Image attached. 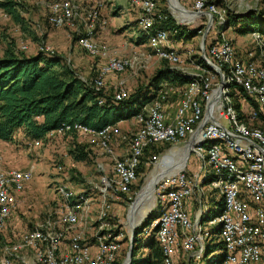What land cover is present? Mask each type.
<instances>
[{
    "label": "built area",
    "instance_id": "1",
    "mask_svg": "<svg viewBox=\"0 0 264 264\" xmlns=\"http://www.w3.org/2000/svg\"><path fill=\"white\" fill-rule=\"evenodd\" d=\"M15 1L21 4L26 0ZM44 2L49 25L62 27L76 23L77 44L89 55L104 58L92 79L95 90L102 88L109 72L119 73L137 63L146 67L148 55L137 53L139 57L132 55L120 59L96 41L95 35L106 25L101 12L102 0ZM188 2L190 7L182 5L193 11H202V14L189 13L192 15L190 19L181 20L179 13L161 12L154 0H130L131 4L138 6L136 23L138 32L147 42V51L159 60L167 61L168 69L187 79L180 89L179 102L172 115L165 119L162 105L172 93L173 86L161 80L153 97L135 114V129L127 135L119 132L115 125L94 131L79 123H63L49 130L45 135L48 138L68 131L83 134L88 144L110 153V164L95 163L100 184L87 190L74 191L63 182L57 184L53 209L16 235V241L0 247V264H119L123 235L120 227L110 222L107 200H130L139 156L148 144L168 142L174 146L181 141L186 143L188 139H191L188 156L192 153L201 161V175L199 172L187 173L186 159L174 175L162 177L153 189L157 216L143 232L155 229L163 264H176L174 255L178 249L186 255V264L192 257H198L203 248V210L199 209L193 218H189L183 201L195 192H202L200 186L205 182L222 198L220 214L206 221L219 224L216 235L223 247V264H264V36L251 32L255 40L253 49L244 52L242 58H235L231 39L223 35L226 14L232 12L226 1ZM207 13H210L211 21L204 55L221 73L222 88L218 93L217 72L200 57L205 66L198 63L191 47L179 48L169 42L167 31L157 25L169 15L175 24L188 26L198 20V24L204 27ZM211 29L214 30L212 37L209 36ZM19 48L22 51L28 49L25 44ZM36 50L52 52L41 42L36 45ZM197 54L199 56V50ZM127 92L122 81H118L111 98L120 100L127 96ZM102 101L100 98L97 103ZM207 108L212 119L197 129ZM220 119H224L227 125ZM112 136L124 140L125 153L114 155L109 149L107 145ZM40 143V139L32 140L33 146ZM171 150L152 156L149 160L151 166L159 168L158 162ZM31 177L30 168H0V231L4 230L11 213L22 201L18 193ZM89 190L97 192L101 199L95 216L89 214ZM208 235L206 233V237Z\"/></svg>",
    "mask_w": 264,
    "mask_h": 264
},
{
    "label": "rangeland",
    "instance_id": "2",
    "mask_svg": "<svg viewBox=\"0 0 264 264\" xmlns=\"http://www.w3.org/2000/svg\"><path fill=\"white\" fill-rule=\"evenodd\" d=\"M102 14L105 17L106 25L102 32L97 33L96 41L106 46L109 53L120 59H128L132 55L142 54L148 55L145 65L141 67V63L133 64L131 67L125 68L121 72L114 74L116 80L123 82V87L128 93L138 91L139 95L144 97L153 93V86H147L149 78L154 72L162 67H169L167 61L159 60L157 57L147 51V42L143 40L138 43L139 29L136 23L138 15V6L130 3V0H102ZM170 5L174 7V1L168 0ZM230 11L242 14L249 10L264 11V0H225ZM159 10L166 9L167 0H154ZM181 4H186V0H179ZM46 3L44 0H26L21 4H16V10L22 18V22H15L12 18L0 8V56L6 49H12L15 53L35 54L36 45L41 42L49 49L60 56L66 63L71 65L78 71L84 70V66L79 62L85 61L87 66L90 65L89 73L86 77H92V68L95 63H103V57H94L89 55L76 42L75 37L78 32V25L54 27L46 22ZM172 17V16H171ZM172 19H174L172 17ZM181 19V16H179ZM183 19V18H182ZM181 19V20H182ZM198 20L194 24H189L190 28L197 27ZM233 25H223V35L231 39L233 46L237 51L244 55V52L252 50L255 40L251 35V30H261V24L257 12H254L252 18H241L232 22ZM246 29L244 33L240 30ZM198 33L191 43L193 45V53H198V42L201 36ZM209 36H214V30H209ZM208 35V33H206ZM171 42V39H168ZM25 44L28 49L21 52L18 49L20 45ZM112 72L106 74L110 75ZM85 76V75H84ZM84 77V78H86ZM83 78V77H81ZM133 119H127L116 123L115 127L122 134L130 133L133 128ZM220 122L227 125L224 119ZM133 124V125H131ZM30 139L23 136L21 132L16 131L10 142L0 141V168L2 169H18L23 170L30 168L32 170L31 180L24 184L23 190L18 193L22 197V201L11 213V217L7 222L3 231H0V245L3 242L16 241L18 234L26 230L33 221L40 219L45 213L51 211L55 206L57 194L55 188L57 184L63 182L74 191L88 189L94 184L99 183V172L95 163L101 159L110 164V153L102 151V148L87 143L86 137L75 133H69L62 136H55L43 144L33 146ZM124 140H120L112 136L108 147L113 152L115 148L126 145ZM185 141H181L177 145L168 147L172 149L159 162V168L151 166L145 173L139 183V188L131 193V200L124 201L107 200V213L111 216L110 222L116 227H120L122 232V240L119 250V263L124 259L128 247V235L130 232L128 223L133 222L139 225L145 216L154 208L155 191H153L152 201L147 204L143 203L134 218L129 215L131 207L134 205L137 197L141 194L147 179L152 174H169L172 173L182 159L181 150L185 149ZM167 147V148H168ZM166 148V149H167ZM168 148V149H169ZM165 149V152L168 150ZM117 150V149H116ZM164 152V153H165ZM100 153L99 157L96 155ZM186 171L190 175L199 172L201 161L192 153L187 158ZM106 166V167H107ZM59 167V168H57ZM204 193L203 200L206 195H210L212 202L205 201L203 205V213L212 218L218 209L220 194L214 191L208 183L201 186ZM88 196L91 200L89 214L95 216L100 207L101 199L97 192L89 190ZM136 196L132 206L129 205ZM150 203V204H149ZM218 222L208 224L205 220L201 224L202 228V251L198 257H192L189 264H208L211 259H215L217 255L223 252V248L214 247L210 253L204 254V248L212 246L219 242V237L215 234ZM208 233V237H206ZM4 244V243H3Z\"/></svg>",
    "mask_w": 264,
    "mask_h": 264
},
{
    "label": "trees",
    "instance_id": "3",
    "mask_svg": "<svg viewBox=\"0 0 264 264\" xmlns=\"http://www.w3.org/2000/svg\"><path fill=\"white\" fill-rule=\"evenodd\" d=\"M16 4L19 3L15 0H0V8L13 21L22 22V18L16 10ZM184 6L190 7L191 4L186 2ZM161 12L167 14L166 9L161 10ZM254 12H257L259 16L261 30L252 29L251 32L256 31L264 36L263 10H249L242 14L227 12L225 25H233L232 22L241 18H252ZM157 25L167 31L171 43H179L183 45L182 48H188L189 46L184 44H191L193 38L200 33L198 30L203 28L201 25L190 28L187 25L175 24L169 15ZM245 31L247 30L242 29L239 33ZM207 39L208 35H206L204 41L205 49ZM143 40H145V37L139 33L138 43ZM193 57L198 63L205 66L197 53H194ZM97 70L98 68L92 77L81 78L75 68L53 52L42 53L36 51L35 54L24 55L15 53L12 49H6L0 56V141H12L16 131L29 138L31 144L32 140L40 139V145L55 136L69 133L84 136L75 131H68L50 138L45 135L49 130L56 129L63 123H79L98 131L106 125H116L120 121L133 119L141 107L153 97L161 80L164 79L168 84L180 87L187 81L186 78L181 77L174 70L162 67L157 69L149 78L147 86L154 87L153 93L142 97L138 91L130 94L127 92L125 98L114 101L111 94L116 88H105L103 85L100 90L94 89L92 79ZM170 96L167 98H170ZM100 98H103V101L98 104L97 101ZM169 145L168 142L150 143L142 150L135 169L137 178L131 186V193L139 188L138 182L151 167L149 163L151 157L161 154ZM131 193L130 197L132 196ZM221 209L222 198L220 196L218 209L212 217L219 215ZM156 216L157 210L153 208L141 223L134 228L131 256L128 264H163L161 250L154 236L155 229L150 230L148 233L143 232L149 222ZM202 219L203 221L208 220L209 216L204 214ZM218 232L219 227H217L215 234ZM214 247L223 248L221 241L212 246H207L204 254L210 253ZM178 251L181 252L180 249ZM223 262L224 253L222 252L215 259H211L208 264H223ZM176 264L178 263L176 262ZM179 264H184V262Z\"/></svg>",
    "mask_w": 264,
    "mask_h": 264
},
{
    "label": "crops",
    "instance_id": "4",
    "mask_svg": "<svg viewBox=\"0 0 264 264\" xmlns=\"http://www.w3.org/2000/svg\"><path fill=\"white\" fill-rule=\"evenodd\" d=\"M100 32H102V31H100ZM174 45L176 47H179V48L183 47V45H181L179 43H175ZM184 45H187V46L193 48V45H191L190 43H187ZM198 49H199V42H198ZM234 50H235L234 51V53H235L234 57L235 58H242L243 57V54L241 52L237 51L236 47H234ZM81 64L84 66V70L81 72V77L84 78L88 75L91 66L90 65L87 66V63H85V61H82L81 63L79 62V65H81ZM99 64L100 63L94 64V66L92 67L94 69V71H92L91 75L94 74L95 70L99 67ZM114 74L115 73L112 72V74L105 76L104 81H103V85L105 88L115 89L116 83L118 81H121V80H116ZM181 88H182V86L180 87V86L174 85L170 98L166 99L163 102L162 110H163L165 119H168L169 116L172 115V113L175 110V107L178 105L179 92H180ZM133 124L136 126L135 121H133ZM133 124H131V125H133ZM135 126H134L133 130L135 129ZM118 131L120 132V130H118ZM125 152H126V145L124 144V146L119 147V149L115 148L113 151V154L114 155H120V154H123ZM99 156H100V153H98L96 155V157H99ZM99 160L101 161L100 158H99ZM102 162L106 165V162H104L103 160H102ZM186 168H187V164H186ZM204 196L205 195L203 192H199V193L195 192L192 195H190L184 199L183 206H184L185 212L189 218H193L195 216V214L199 211V209L203 210V205H204L205 201L212 202V198L210 197V195H208V194L206 195L205 201L203 200ZM186 259H187V257L183 252L176 250L175 255H174V261L175 262H177L178 264L180 262H184V264H186Z\"/></svg>",
    "mask_w": 264,
    "mask_h": 264
},
{
    "label": "water",
    "instance_id": "5",
    "mask_svg": "<svg viewBox=\"0 0 264 264\" xmlns=\"http://www.w3.org/2000/svg\"><path fill=\"white\" fill-rule=\"evenodd\" d=\"M167 7H168V10L172 13H180L181 11L182 12H188V13H191L193 15H201L202 14V11H193V10H190V9H187L185 8L180 2L179 0H176V6L175 7H172L169 3V1L167 0ZM207 20H206V23L203 27V30H202V33H201V36H200V39H199V57L205 62V64L210 67L211 69H213L214 71L217 72L218 76H219V83H218V86H217V93L219 92V90L222 88V84H221V73L218 69V67L216 65H214L213 63H211L210 61H208L204 55V41H205V37H206V33L208 31V28H209V25H210V21H211V15L210 13H207ZM205 117L203 118L202 122L198 125L197 129H200L202 124L206 121V120H211L212 117L210 115V109H206L205 110ZM191 143V139H188L187 142L185 143L184 147L188 144ZM189 149L190 147L186 150V153H185V156H184V163L188 157V152H189ZM135 198L136 196L133 198V200L131 201L130 205H129V208L130 206H132V204L134 203L135 201ZM129 225V229H130V232H129V235H128V247H127V251L125 253V257L124 259L119 263V264H128L129 261H130V256H131V246H132V237H133V233H134V228L136 227V225L134 224H131V223H128Z\"/></svg>",
    "mask_w": 264,
    "mask_h": 264
},
{
    "label": "bare ground",
    "instance_id": "6",
    "mask_svg": "<svg viewBox=\"0 0 264 264\" xmlns=\"http://www.w3.org/2000/svg\"><path fill=\"white\" fill-rule=\"evenodd\" d=\"M174 1V7L176 6V0H173ZM179 16H181V19L182 18H188L190 19L191 18V14L189 13H185V12H180L179 13ZM190 147V144L186 145V148L181 150V156H182V159L181 161L179 162V164L177 165L176 169L174 171H172V173H169L168 175L166 174H152L146 181V184L144 186V188L142 189L141 191V194L137 197L134 205L131 207L130 211H129V215L130 217L133 219L134 216H136L139 208L141 206H143V203H148L149 201H152V198H153V189H154V186L155 184L162 178V177H168V176H171V175H174L177 171H179L183 165H184V156H185V153H186V150ZM150 204V203H149ZM142 208V207H141ZM133 224V222H132Z\"/></svg>",
    "mask_w": 264,
    "mask_h": 264
}]
</instances>
